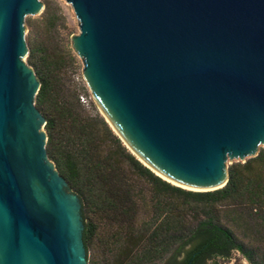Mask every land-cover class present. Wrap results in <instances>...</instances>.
<instances>
[{
	"label": "water",
	"instance_id": "95a60500",
	"mask_svg": "<svg viewBox=\"0 0 264 264\" xmlns=\"http://www.w3.org/2000/svg\"><path fill=\"white\" fill-rule=\"evenodd\" d=\"M65 1L102 116L157 176L219 189L230 163L264 147V0ZM42 9L0 0V264H88L82 205L47 155L26 62L24 18Z\"/></svg>",
	"mask_w": 264,
	"mask_h": 264
},
{
	"label": "trees",
	"instance_id": "16d2710c",
	"mask_svg": "<svg viewBox=\"0 0 264 264\" xmlns=\"http://www.w3.org/2000/svg\"><path fill=\"white\" fill-rule=\"evenodd\" d=\"M49 25L55 26L54 18ZM26 62L39 81L46 151L80 199L86 251L102 219L119 227L111 264H211L238 252L264 264V147L228 165L224 187L193 191L144 166L95 110L57 96L47 50L27 41Z\"/></svg>",
	"mask_w": 264,
	"mask_h": 264
},
{
	"label": "rangeland",
	"instance_id": "374dc122",
	"mask_svg": "<svg viewBox=\"0 0 264 264\" xmlns=\"http://www.w3.org/2000/svg\"><path fill=\"white\" fill-rule=\"evenodd\" d=\"M40 1L41 12L24 18L26 40L35 41L47 50L54 66L52 79L57 96L79 104L87 114L94 115L96 110L102 116L84 78L82 59L72 49V39L79 33V26L71 5L65 0ZM51 17L55 20L53 27L49 25ZM94 220L98 227L86 251L88 264H111L116 255L114 235L119 227L102 219Z\"/></svg>",
	"mask_w": 264,
	"mask_h": 264
},
{
	"label": "bare ground",
	"instance_id": "6f19581e",
	"mask_svg": "<svg viewBox=\"0 0 264 264\" xmlns=\"http://www.w3.org/2000/svg\"><path fill=\"white\" fill-rule=\"evenodd\" d=\"M100 109V108H99ZM101 111V110H100ZM102 112V111H101ZM103 114V113H102ZM104 115V114H103ZM105 116V115H104ZM106 118V117H105ZM107 119V118H106ZM108 120V119H107ZM110 123V122H109ZM111 124V123H110ZM112 126V125H111ZM113 127V126H112ZM114 129V127H113ZM115 130V129H114ZM115 132L117 133V131L115 130ZM133 150V149H132ZM135 152V151H134ZM143 160V159H142ZM143 162L147 165H149L145 160H143ZM150 166V165H149ZM159 174V173H157ZM160 176H162L164 178V175L163 174H159ZM187 189H198V188H187Z\"/></svg>",
	"mask_w": 264,
	"mask_h": 264
}]
</instances>
